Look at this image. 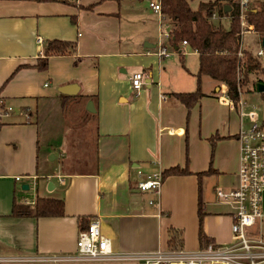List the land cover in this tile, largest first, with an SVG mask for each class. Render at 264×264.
<instances>
[{"label": "crops", "instance_id": "1", "mask_svg": "<svg viewBox=\"0 0 264 264\" xmlns=\"http://www.w3.org/2000/svg\"><path fill=\"white\" fill-rule=\"evenodd\" d=\"M133 2L138 1L0 0V99L12 109L0 118V264L140 263L73 260L80 227L92 219L99 221L114 256L167 252L172 229L182 232L180 250L195 253L204 247L198 239V203L203 236L217 245L231 242L232 209L216 191L232 189L238 181L242 108L226 97L223 84L214 85V95L201 91L203 99L189 112L172 95L193 91L172 85L161 89L154 46L137 43L129 20V33L121 20ZM225 19L216 24L228 28ZM170 30L167 24L164 33ZM36 38L44 43L38 45ZM55 41L73 44L74 52L48 56L45 70H38L45 49ZM184 49L179 48L182 60ZM140 69L149 82L136 93L130 80ZM65 85L79 88L75 96L92 98L91 115L97 117L92 170L72 175L62 166L68 161L66 130L54 118L58 91ZM40 109L54 118L45 123L50 127L46 132L40 130L42 119L34 118ZM52 146L58 156L47 160ZM176 166L187 167L190 174L165 177L158 193L138 190L142 179ZM35 197L63 200V216L10 215L14 203L32 206Z\"/></svg>", "mask_w": 264, "mask_h": 264}, {"label": "trees", "instance_id": "2", "mask_svg": "<svg viewBox=\"0 0 264 264\" xmlns=\"http://www.w3.org/2000/svg\"><path fill=\"white\" fill-rule=\"evenodd\" d=\"M107 1V0H103ZM117 4L123 0H109ZM141 1V0H136ZM151 0H149L150 2ZM230 4H227L223 9L219 10V13H215V9L218 3H203L193 10L187 0H159L161 5L160 15L162 18L169 21L172 30L168 31V45L170 48L179 49V45L182 42L186 43L187 48L197 54L198 58V71L195 75V82L197 87L190 93H174L172 96L176 98L187 110L190 111L201 99L203 94L200 90V78L207 76L214 82L223 84L226 87V97L234 104L238 103L239 94L242 92L243 87L247 86L250 76H255L258 73L263 72L260 58L256 56V53L243 49L241 46L242 35L240 33L241 25L239 16V3L236 0H230ZM233 5V6H232ZM229 8L230 11L225 13V9ZM212 15L215 16L217 21L222 17H229L230 24L228 28H224L220 24H216L212 19ZM245 25L246 29L250 33H255L259 36L261 41L264 38V1H250L248 8L245 12ZM74 45L65 41H55L44 51L45 59L36 65V68L40 71H44L46 68V58L51 55H61L63 53H73ZM242 53V58L238 57V54ZM181 55V54H180ZM264 60V58H263ZM263 83L262 80L254 79L252 83V90L255 92L256 84ZM264 98V93L260 94ZM60 106L55 115V120L59 121L66 136V146L64 148L66 157L70 159L71 150L69 147L73 144L72 140H77L80 137L85 138L89 130L85 126L89 125L92 129L94 143L89 145V155L94 158L97 154L95 147L96 140V115H91L86 111V105L88 102L95 104L92 98H86L78 94L75 97H69L66 95H59ZM34 118L42 119L44 123L51 121L54 118L49 117L51 111L44 115L43 110L35 112ZM38 113V114H37ZM39 116V117H38ZM1 118V117H0ZM45 119V120H44ZM213 144L214 139H210ZM85 143V142H83ZM211 144V145H212ZM213 146V145H212ZM68 159V161H69ZM65 161L63 166L64 171H68L70 175L74 172H78L73 164L75 162L79 165V168H85V164L80 166L78 163L71 159V162ZM210 172L208 169L205 172L197 173V177L207 175ZM187 167L180 168L175 167L164 170L160 174V179H165L167 176H184L189 175ZM64 202L61 199L55 198H40L35 197V202L32 206L23 204H13L11 210V216L13 218H50L63 216ZM199 209V233L198 239L202 246L212 243L207 240L202 233V218L201 203H198ZM88 226L87 221L84 222V226L80 229L85 230ZM169 250L179 251L182 246V232L180 230H170V237L168 238Z\"/></svg>", "mask_w": 264, "mask_h": 264}, {"label": "built area", "instance_id": "3", "mask_svg": "<svg viewBox=\"0 0 264 264\" xmlns=\"http://www.w3.org/2000/svg\"><path fill=\"white\" fill-rule=\"evenodd\" d=\"M236 1L239 3L238 17L242 21L240 25L246 28L244 15L250 0ZM63 2L73 4L76 0H63ZM148 4L150 10L161 17L159 0H151ZM212 19L216 20L214 15H212ZM242 27L240 33L243 39L244 30ZM164 35L168 40V35L166 33ZM36 39L38 45L44 43L42 39ZM185 46L186 43L182 42L179 48ZM173 54H182V52L176 48L167 50L163 45H160L156 52L158 59L169 58ZM256 56L263 59L264 51H258ZM238 57L241 59L242 53H239ZM145 80L146 76L143 73L132 75L130 84L134 92L137 93L142 89V86L146 84L144 83ZM158 98L164 100L165 96L161 94ZM238 105L240 109L244 106L241 97L238 100ZM11 110V108H5L0 99V117L6 116ZM241 116H244V113H241ZM247 116L254 119L253 113ZM236 140L240 145L237 184L234 188L225 192L216 191L219 201L228 204L232 209L231 242L225 245H217L212 242L195 251V253H185L179 250L158 252L149 257L114 256L110 244L102 235L99 221L92 219L89 221L87 228L78 233L76 254L73 260L99 262L136 259L140 261L139 264H264V239L262 232L259 230L264 221V122L262 125L254 123L248 131L241 129L236 136ZM18 179L20 177H17ZM161 181L160 176L155 175L138 184V190L140 192L154 191L158 193Z\"/></svg>", "mask_w": 264, "mask_h": 264}, {"label": "rangeland", "instance_id": "4", "mask_svg": "<svg viewBox=\"0 0 264 264\" xmlns=\"http://www.w3.org/2000/svg\"><path fill=\"white\" fill-rule=\"evenodd\" d=\"M149 0H141L139 2H133L132 5H126L127 6V12H123L122 16H121V20L122 23L124 24V27L126 29V31L129 33L128 31V27L126 26L128 24V20L131 23L130 26V31L132 32V36L134 38L135 41H137V43L142 44L143 46H145V44H151L154 46V50H153V54H155L156 56V52L157 49L159 48L160 45L165 46V48L168 50L170 47L168 45V40L166 39L165 35H164V30L167 26V24H169V21L167 19L161 18L158 14V17L160 19V21L157 22L158 17L152 16L151 11L149 10ZM190 4V7L195 10L198 8V6L200 4L203 3H218L217 8L215 9V13H219V10L223 9V7L227 4H230V0H187ZM257 1H264V0H257ZM233 6V5H232ZM128 15V16H127ZM127 16V17H126ZM226 18L224 21H226L224 23V26H229L230 24V18L229 17H222ZM162 21V26L160 27V22ZM152 22H156V24H153ZM214 22H218L217 19L214 20ZM240 22L242 23V21L240 20ZM242 27V25H241ZM244 30V34H243V39H242V43L241 46L243 49H247L248 51L250 50L251 52L257 53L258 51H261V41L259 40V36L255 33H250L249 31L246 30V28H243ZM148 32L151 36V39H145L143 40L141 38V36H139L140 33L143 32ZM162 33H161V32ZM138 33V34H137ZM136 43V42H134ZM142 45L140 46V51L144 50V48H142ZM184 60H182V58H180L177 55H173L169 58H164V59H159V63L157 65V67H159L160 72L162 74V77H159V83H160V88L161 89H167L168 87L174 86V88H177L183 91H194L195 87H196V82H195V75L197 73V58L196 55L193 53L192 50L188 49H184ZM157 57V56H156ZM136 60H139L140 57L137 56L135 57ZM158 58V57H157ZM153 60V58L151 59ZM261 64H262V68H263V72L262 73H258L255 76H250L248 81V85L243 87L242 89V93H241V99L244 100V106L242 107V113H244V117L241 119L242 120V127L241 129L248 131L251 127V125H253L254 123L257 125H262L264 122V98H262V96H260V94H257L256 92H254L252 90V83L254 79H259L262 80L264 82V60L260 59ZM165 69V70H163ZM131 71V70H129ZM137 72L135 73H144L141 69L140 70H136ZM192 76H191V74ZM132 74V75H133ZM131 75V77H132ZM201 82V91L203 93H207V94H211L214 95V85H217V87L220 85L217 82L212 81L211 79H209L207 76L205 77H201L200 79ZM146 89V85L142 86V90ZM153 90H157L156 85H154L152 87ZM139 91V92H140ZM255 107V108H254ZM254 108V109H253ZM239 113V111H238ZM253 113L254 114V119L249 118L247 115ZM240 115V113H239ZM41 123V127L40 130L41 132H46L47 130H50L49 125L45 124L43 121H39ZM85 128L87 130H89V132H87L88 134L85 136V138L80 137L77 140H72L71 142L73 143L70 147L68 151L70 153V159L67 156L66 159L69 161H71V159H73L74 161H78V163H81L80 166H83L82 164H85V168H79V165H77L75 162H73L72 165H74L76 167V170L81 173V172H86V170H92V165L91 163H93L92 157H90L89 155V145L91 143H94V139H93V135L91 131V127L89 125L85 126ZM41 135V134H40ZM41 138L42 135H41ZM85 142V143H83ZM54 146H52L49 150L48 156H47V160H50L52 156L57 157L58 156V152L55 151ZM42 154L46 155L47 151H43ZM60 154V153H59ZM76 161V162H77ZM141 181L145 182V179H142ZM205 182V180H204ZM212 185L214 186V179L211 180ZM228 189L225 190H220V191H227ZM230 190V189H229ZM219 200V199H218ZM263 226H261L259 228V230L262 232L263 234V239H264V221H263ZM168 252H171L173 250H167Z\"/></svg>", "mask_w": 264, "mask_h": 264}, {"label": "water", "instance_id": "5", "mask_svg": "<svg viewBox=\"0 0 264 264\" xmlns=\"http://www.w3.org/2000/svg\"><path fill=\"white\" fill-rule=\"evenodd\" d=\"M225 13H228L230 11L229 8H226ZM147 48H152V46L150 45H145ZM261 48L264 51V38L261 40ZM149 80H145V83H148ZM79 88L75 85H65L62 86V88L59 89V93L62 95H69V96H75L78 93ZM255 92L257 94H263L264 93V84L263 83H257L256 84V88H255ZM86 111L90 114H94L95 110L93 107L92 102H89L86 106ZM263 208H264V201H263Z\"/></svg>", "mask_w": 264, "mask_h": 264}]
</instances>
